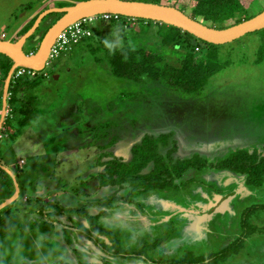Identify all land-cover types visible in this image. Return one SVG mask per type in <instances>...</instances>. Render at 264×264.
Returning a JSON list of instances; mask_svg holds the SVG:
<instances>
[{"label": "rangeland", "instance_id": "1", "mask_svg": "<svg viewBox=\"0 0 264 264\" xmlns=\"http://www.w3.org/2000/svg\"><path fill=\"white\" fill-rule=\"evenodd\" d=\"M68 2L79 1L0 0V40L17 41L35 15ZM244 2L250 16L264 10V0ZM57 19L46 17L26 47L29 55H36ZM117 22L88 21L90 36L69 39L42 71L19 77L23 84L16 102L8 103L0 131V164L13 172L20 189L0 211V264H154L185 252L208 256L239 237L246 210L264 204V185L250 186L245 176L216 168L237 151L264 156V56L258 59L264 35L219 46V71L204 89L187 93L170 85L171 69H180L188 54L205 61L209 51L183 34L165 46V24L127 17L120 28ZM122 48L159 57L154 64L165 77H114L108 53ZM30 109L35 119L17 130ZM146 141L147 161L129 176L135 149ZM6 150L12 162L5 161ZM192 157L206 166L180 178L173 172L168 181L179 190L134 195L140 189L128 179L148 176L157 165L171 170ZM21 176L28 179L20 185ZM15 191L0 183V205ZM248 224L258 231L223 264H264V211ZM102 229L117 234L121 249L133 256L114 254L112 238ZM155 242L160 244L144 249ZM141 248L145 255L134 256Z\"/></svg>", "mask_w": 264, "mask_h": 264}, {"label": "trees", "instance_id": "2", "mask_svg": "<svg viewBox=\"0 0 264 264\" xmlns=\"http://www.w3.org/2000/svg\"><path fill=\"white\" fill-rule=\"evenodd\" d=\"M75 1H86V0H75ZM155 4H165L169 5L170 0H134ZM177 4L169 5L174 6L182 11L186 9H192L193 19L199 20L205 24H208L211 27L217 29H225L232 27L241 23L242 21L249 20L252 17L246 11L248 8L245 5L244 0H175ZM180 4V6H178ZM73 5L72 3H62L59 8L68 7ZM186 12V11H185ZM58 19L62 14H56ZM57 19V20H58ZM36 17L33 18L26 26L21 30V35L23 36L34 24ZM46 18L44 19V21ZM126 20V17L121 18V22H117V26L122 28L123 21ZM42 22V24L44 23ZM42 24L39 29H41ZM37 30V32L39 31ZM167 34L163 37L162 43L170 47L175 43L181 34L185 35L188 40H195L204 48L209 51L208 59L201 62H196L193 54H188L185 57V60L182 62V67L180 69H171L174 74L170 76V85H172L177 90H182L187 93H196L201 91L206 87L211 77H213L220 69L216 66L214 62L215 55L214 52L219 46L205 43L196 39L194 36L183 32L180 29H177L172 26H167ZM48 31V30H47ZM46 31V32H47ZM35 33V35L37 34ZM259 33V32H257ZM264 35V30L261 31ZM46 34V33H45ZM34 35V36H35ZM33 36V37H34ZM30 38L27 44L24 47V51L27 55L29 52L27 50V45L31 41ZM44 37V36H43ZM42 37V38H43ZM264 56V44H262L258 59L261 60ZM108 59L111 66V72L114 77L127 79L131 81H136L140 77L147 76L152 81L162 80L165 76L164 73L156 67L155 61H159V57L153 54H149L144 50L134 51L128 48H122L120 50L111 51L108 53ZM13 62L6 56L0 54V118L2 112V96L5 80L11 70ZM22 70L21 68L17 69L13 75V78L10 82L9 95L10 100L9 104L16 102V89L22 85V78H15L18 71ZM37 83H33L32 86H38ZM33 112V114H31ZM35 109L27 112L28 117L22 118L17 124V130L21 127L30 125L31 122L35 119ZM151 144L147 141L143 143L142 146H139L135 149V160L136 163L129 169L128 175L134 176L139 172L141 168V163L146 159L142 158L145 152L151 151ZM147 161V160H146ZM156 163L159 162L158 159L155 160ZM206 166V160L199 157H192L187 160L179 161L174 164V166L169 170L167 167L162 168L160 165L155 166V169L151 172L150 175L145 177H132L128 179L129 184L134 186V189H140L135 192V196L141 194L142 192H147L151 190L166 191V190H179V185L172 184L168 181V177H171L173 172L178 178H180L185 172L191 169H203ZM123 167V166H122ZM211 167V165L209 166ZM220 170H228L230 172H235L241 176L246 177V182L250 186H262L264 185V156H260L257 152L248 153L246 151H237L226 160H223L220 164L216 166ZM123 169H126L123 167ZM109 173L112 175L111 166L108 167ZM120 175V178L123 179V175ZM163 175H166L165 177ZM0 183H3L6 187L13 191L14 182L12 178L0 168ZM105 183V182H104ZM107 185V184H106ZM131 201L129 199L126 200ZM261 211H264V204L254 207L253 209H248L245 211L242 216L241 221V233L233 242L228 244L223 249L212 252L208 256L196 255L192 252H185L180 258H171V259H160L154 264H223L228 261L231 257L238 255L245 245L247 239H249L254 233L258 230L252 224H248L249 219L255 214L258 215ZM1 218V213H0ZM12 227L8 228L7 231L11 230ZM6 232V231H5ZM101 232L103 235L109 236L113 241V252L116 255L122 257H132V250L124 249L120 247V242L118 235L112 233L110 230L102 229ZM5 233H0V243L4 240ZM155 244V245H154ZM153 245L146 244L145 248L154 247L160 244V242H155ZM144 249H140L134 256L145 255Z\"/></svg>", "mask_w": 264, "mask_h": 264}, {"label": "water", "instance_id": "3", "mask_svg": "<svg viewBox=\"0 0 264 264\" xmlns=\"http://www.w3.org/2000/svg\"><path fill=\"white\" fill-rule=\"evenodd\" d=\"M72 4L68 7L50 8L35 15L36 20L33 26L17 41L9 42L0 40V54L8 57L13 62L3 88L0 131L7 114L9 87L15 71L19 68L35 72L42 71L48 64L52 47L58 37L71 25L83 19L102 14H117L124 17L147 19L175 27L194 36L200 41L216 46L227 45L246 35L264 30V10L251 19L242 21L237 25L225 29H217L193 19L185 11L165 4L134 0H86ZM51 14H62V16L44 35L36 55H27L24 51L25 45L35 35L44 19ZM0 168L12 178L16 190L12 198L0 205L1 211L19 197L20 189L13 172L2 164H0Z\"/></svg>", "mask_w": 264, "mask_h": 264}, {"label": "built area", "instance_id": "4", "mask_svg": "<svg viewBox=\"0 0 264 264\" xmlns=\"http://www.w3.org/2000/svg\"><path fill=\"white\" fill-rule=\"evenodd\" d=\"M99 17L103 18V19H107V20L120 21L121 18L124 16L117 15V14H102V15H97V16L90 17L87 19H83V20L71 25L69 28H67L58 37L57 41L55 42L54 46L52 47L50 58H52L55 54H57L59 51H61V46L68 44L70 42L69 39H73L72 42H78V38L80 36H85L86 34H87V36H90V32H86V30L84 29V24L87 23L88 21H93ZM73 29H74L73 33H69V31H71ZM26 73L35 74L36 72L32 71V70L22 69V70L18 71L16 76L20 77L21 75L26 74Z\"/></svg>", "mask_w": 264, "mask_h": 264}, {"label": "crops", "instance_id": "5", "mask_svg": "<svg viewBox=\"0 0 264 264\" xmlns=\"http://www.w3.org/2000/svg\"><path fill=\"white\" fill-rule=\"evenodd\" d=\"M29 23V22H28ZM28 23H26V24H28ZM26 24H25V26H26ZM25 26H23V28L25 27ZM7 150L3 153V157L5 158L6 157V159H5V161L6 162H12V160H13V155L12 154H9V155H7ZM24 163V165L26 164L25 162H23ZM22 163V164H23ZM28 166V165H27ZM21 178L22 179H20L19 180V182H20V185L22 184V182H25V181H27V179L28 178H26L25 176H21ZM47 181V180H46ZM46 181H43L44 183V185L43 186H45L46 185ZM32 186L33 185H31L30 187V189L28 188V192H30V193H32L33 191H34V188H32ZM151 191H153V190H151ZM154 191H156V190H154ZM166 191H168V190H166ZM148 192V191H147Z\"/></svg>", "mask_w": 264, "mask_h": 264}, {"label": "flooded vegetation", "instance_id": "6", "mask_svg": "<svg viewBox=\"0 0 264 264\" xmlns=\"http://www.w3.org/2000/svg\"><path fill=\"white\" fill-rule=\"evenodd\" d=\"M262 11H263V10H262ZM262 11H261V12H262ZM261 12H260V13H261ZM258 14H259V13H258Z\"/></svg>", "mask_w": 264, "mask_h": 264}]
</instances>
